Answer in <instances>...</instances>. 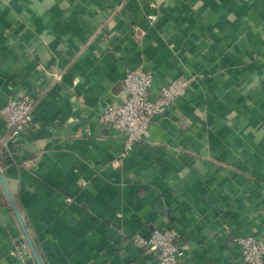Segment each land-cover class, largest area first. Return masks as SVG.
Returning a JSON list of instances; mask_svg holds the SVG:
<instances>
[{"label": "crops", "instance_id": "crops-1", "mask_svg": "<svg viewBox=\"0 0 264 264\" xmlns=\"http://www.w3.org/2000/svg\"><path fill=\"white\" fill-rule=\"evenodd\" d=\"M127 69L151 96L190 83L121 157L100 114ZM24 95L0 168L42 264H157L133 243L155 228L186 264H245L232 237L264 240V0H0V109ZM21 238L0 185V264Z\"/></svg>", "mask_w": 264, "mask_h": 264}, {"label": "built area", "instance_id": "built-area-1", "mask_svg": "<svg viewBox=\"0 0 264 264\" xmlns=\"http://www.w3.org/2000/svg\"><path fill=\"white\" fill-rule=\"evenodd\" d=\"M153 77L150 71L127 69L123 77V99L116 104H106L100 121L115 129L121 136L123 147L120 156L129 154L132 147L146 133L155 116L162 114L175 99L181 96L190 83L189 78L178 77L162 85L155 96L150 95ZM34 98L24 95L9 98L0 109L7 133L11 137L22 134L32 121ZM245 264H264V240L253 235L234 236ZM133 243L142 254L157 264H186L188 244L178 243L171 229L155 228L149 237L133 236ZM17 264H36L24 238L17 240L11 249Z\"/></svg>", "mask_w": 264, "mask_h": 264}, {"label": "water", "instance_id": "water-1", "mask_svg": "<svg viewBox=\"0 0 264 264\" xmlns=\"http://www.w3.org/2000/svg\"><path fill=\"white\" fill-rule=\"evenodd\" d=\"M0 185H1L6 197L8 199V202H9V204H10V206H11V208H12V210H13L15 216H16V218H17V221H18V223L20 225V228H21V231H22V233H23V235L25 237V240L27 241V243L29 245V248H30V251H31V253L33 255L35 263L36 264H42L38 254H37V251L35 249L34 243H33L32 239H31V237H30V235H29V233L27 231V228H26V226H25V224H24V222H23V220L21 218V215H20V213L18 211V208L16 206L14 198H13V196H12V194H11L9 188H8L7 182L5 180V177H4V174H3L1 168H0Z\"/></svg>", "mask_w": 264, "mask_h": 264}]
</instances>
